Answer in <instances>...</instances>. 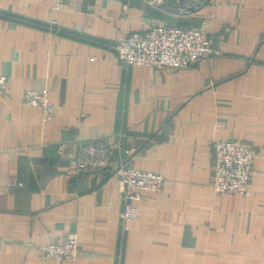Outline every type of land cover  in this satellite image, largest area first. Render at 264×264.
<instances>
[{
  "label": "crops",
  "instance_id": "0c3cea01",
  "mask_svg": "<svg viewBox=\"0 0 264 264\" xmlns=\"http://www.w3.org/2000/svg\"><path fill=\"white\" fill-rule=\"evenodd\" d=\"M53 5L0 0V264H264V0ZM160 23L206 29L219 53L181 68L118 55L120 37ZM43 88L46 122L23 102ZM85 139H120L128 166L170 179L142 191L128 228L119 179L75 167ZM224 139L255 151L249 195L212 186ZM72 231L75 261L40 254Z\"/></svg>",
  "mask_w": 264,
  "mask_h": 264
},
{
  "label": "built area",
  "instance_id": "2783aa9c",
  "mask_svg": "<svg viewBox=\"0 0 264 264\" xmlns=\"http://www.w3.org/2000/svg\"><path fill=\"white\" fill-rule=\"evenodd\" d=\"M63 1L53 0L54 9H60ZM58 24L57 19L51 21V27ZM114 47L128 64L157 68L188 67L209 59L213 53H219L213 48L206 29L166 23L120 37ZM9 86V78L0 75V90H7ZM23 102L42 108L45 122L55 116V105L49 98L48 88L25 91ZM121 149L120 139L82 140L78 146L75 167L84 173L108 171L111 176L119 179L124 204L121 219L124 227L128 228L129 222L139 215L136 201L142 191H161L169 184L170 179L162 173L128 166L121 155ZM213 151L212 186L215 191L219 194L249 195L256 157L252 146L228 139L216 140L213 141ZM39 251L43 257L75 261L81 253L79 234L69 232L61 242L40 245Z\"/></svg>",
  "mask_w": 264,
  "mask_h": 264
},
{
  "label": "water",
  "instance_id": "95a60500",
  "mask_svg": "<svg viewBox=\"0 0 264 264\" xmlns=\"http://www.w3.org/2000/svg\"><path fill=\"white\" fill-rule=\"evenodd\" d=\"M198 4V3H197ZM195 5H191L190 7H188L189 9H195Z\"/></svg>",
  "mask_w": 264,
  "mask_h": 264
}]
</instances>
